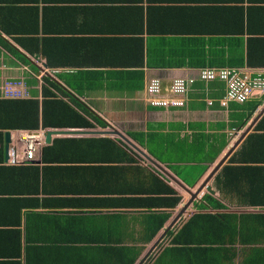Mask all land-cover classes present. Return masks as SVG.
I'll return each instance as SVG.
<instances>
[{"label": "crops", "instance_id": "obj_1", "mask_svg": "<svg viewBox=\"0 0 264 264\" xmlns=\"http://www.w3.org/2000/svg\"><path fill=\"white\" fill-rule=\"evenodd\" d=\"M203 67L264 71V0H0V99H41L42 78L49 76L98 119L81 128L96 133L53 134L49 143L42 130L31 162L21 141L27 130L0 129V264H123L125 254L134 257L132 264H264L262 246L231 241L228 234L211 245L172 241L195 213H239L232 204L262 211L221 194L214 177L243 142L247 165L264 166V92L222 107L217 99L224 82L197 80L183 107L145 102L149 78L168 84L196 78ZM7 83L27 96L7 97ZM208 98L215 99L212 105ZM132 131L156 132L163 152L140 145ZM197 133L202 137L195 139ZM59 138H108L117 148L54 144ZM181 140L196 142L190 153L203 161L166 152L169 141L172 147ZM148 172L181 197L176 206L138 204L156 195L140 191ZM200 186L187 204L189 190ZM205 194L225 208H213ZM194 232H202L200 224Z\"/></svg>", "mask_w": 264, "mask_h": 264}, {"label": "trees", "instance_id": "obj_2", "mask_svg": "<svg viewBox=\"0 0 264 264\" xmlns=\"http://www.w3.org/2000/svg\"><path fill=\"white\" fill-rule=\"evenodd\" d=\"M259 63V62H258ZM249 64H253L252 62ZM62 79V77H61ZM66 80V78L64 79ZM97 117L88 109L83 107L78 98L66 90L57 80L44 76L41 84V99H0V129H22L37 130L40 128H91ZM105 126V125H101ZM129 136L136 139L140 145L153 152V143L156 142V132L144 133L141 131L128 132ZM195 139L202 137L200 133L194 134ZM193 137V136H192ZM145 138V139H144ZM221 146L225 142V135H222ZM74 143H97L104 145L113 141L108 138H59L53 141L54 144L61 142ZM184 141H175L173 149H177ZM196 142H184L183 150H194ZM53 147L47 146L44 151ZM117 148V147H116ZM127 149H130L127 146ZM217 150L209 158L213 159ZM210 154V153H209ZM245 142H243L238 153L232 156L228 163L223 165L215 175L214 183L221 194H230L238 204L258 206L262 211L255 212H203L193 214L181 229L174 235L173 242L182 245H211L215 242L223 243L228 234L231 241L238 240L240 244L250 246H262L264 256V166L247 165L245 160ZM181 160V158H175ZM194 161H203L201 157L192 158ZM238 162V163H237ZM146 188L140 189L145 193L156 194L155 197H140L142 206H157L172 208L176 206L181 197L176 191L167 185L161 178L152 172L145 175ZM147 183V184H146ZM213 208H225V205L209 194L203 196ZM139 201V200H138ZM199 208H203L202 206ZM168 215L160 216L159 228L167 219ZM200 224L202 232H194L195 226ZM156 228V229H157ZM218 230L217 237L214 230ZM217 237V239H211ZM254 248V247H252ZM257 248V247H256ZM123 264H132L134 257L125 254Z\"/></svg>", "mask_w": 264, "mask_h": 264}, {"label": "built area", "instance_id": "obj_3", "mask_svg": "<svg viewBox=\"0 0 264 264\" xmlns=\"http://www.w3.org/2000/svg\"><path fill=\"white\" fill-rule=\"evenodd\" d=\"M56 71L55 69L52 70ZM199 80L207 84L213 80L223 81L225 84L224 94L217 99L220 106L226 107L230 102L245 103L252 95L264 92V71L251 73L240 67H203L198 71L196 78L175 77L168 84H164L158 77H151L145 85V102L151 107L177 108L183 107L188 101V94L195 81ZM7 83L5 95L9 98H22L27 96L22 89H17ZM215 99L208 98V105H212ZM43 129L27 130L22 132L21 141L24 143V154L26 161L35 159L38 150L39 139ZM9 159L14 162V151L10 153Z\"/></svg>", "mask_w": 264, "mask_h": 264}, {"label": "water", "instance_id": "obj_4", "mask_svg": "<svg viewBox=\"0 0 264 264\" xmlns=\"http://www.w3.org/2000/svg\"><path fill=\"white\" fill-rule=\"evenodd\" d=\"M98 131H93L91 129H81V128H45L43 129V136H44V142L45 143H49L51 140V135L53 134H86V133H96ZM105 132V131H102ZM124 138V137H123ZM10 141V135H9V131H5V148L7 149L8 143ZM126 142L131 145L133 148L135 149H139V147H137L134 143H132L129 139L126 138ZM236 145V143H235ZM232 146L229 147L228 152L232 151ZM226 156H224V158H222L217 165L214 167L213 171L210 174V177L216 173V171H218V169L224 164ZM173 180L175 181L176 179L173 178ZM177 181V180H176ZM205 190H207L209 193H213V189L210 187V185H205ZM201 191V186L198 187V189H196L195 191H190L189 190V194H190V198L187 204H189L193 199H195L198 195L199 192ZM187 204L185 205L187 207ZM244 210H240V212H242Z\"/></svg>", "mask_w": 264, "mask_h": 264}, {"label": "rangeland", "instance_id": "obj_5", "mask_svg": "<svg viewBox=\"0 0 264 264\" xmlns=\"http://www.w3.org/2000/svg\"><path fill=\"white\" fill-rule=\"evenodd\" d=\"M97 128V127H96ZM184 143V142H183ZM183 143H181L179 145V147H177V149H173V147L170 146L171 144V141H169L168 145H167V149H166V152L167 153H170V154H180L179 157H183L182 155H184L185 157L189 158V159H192L195 151L191 154L190 153V150H183ZM152 147L156 150L157 153H161L163 152V150L160 149V142L159 140L157 139L156 142L153 143ZM189 173L193 174L195 172H193V170H188ZM234 199V198H233ZM235 200V199H234ZM234 200H232L234 202ZM236 201V200H235ZM231 203V202H230ZM234 204L230 205L232 208L231 209H237V210H244V209H250L251 207H240V206H233ZM258 209H263V208H258Z\"/></svg>", "mask_w": 264, "mask_h": 264}, {"label": "bare ground", "instance_id": "obj_6", "mask_svg": "<svg viewBox=\"0 0 264 264\" xmlns=\"http://www.w3.org/2000/svg\"><path fill=\"white\" fill-rule=\"evenodd\" d=\"M216 68V67H215ZM71 70V69H70ZM73 72H74V70H72ZM55 72H57V71H55ZM55 72H54V74H55ZM60 73V72H59ZM57 74V73H56ZM215 81V80H214ZM219 81V80H218ZM201 198V197H200Z\"/></svg>", "mask_w": 264, "mask_h": 264}]
</instances>
